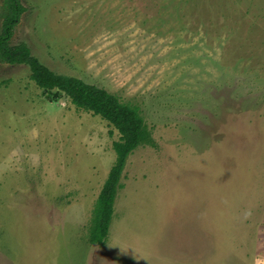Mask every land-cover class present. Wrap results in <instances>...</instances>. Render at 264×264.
Here are the masks:
<instances>
[{
    "label": "rangeland",
    "instance_id": "rangeland-1",
    "mask_svg": "<svg viewBox=\"0 0 264 264\" xmlns=\"http://www.w3.org/2000/svg\"><path fill=\"white\" fill-rule=\"evenodd\" d=\"M21 2L11 43L137 107L155 146L90 244L120 134L0 62V264H264V0Z\"/></svg>",
    "mask_w": 264,
    "mask_h": 264
},
{
    "label": "trees",
    "instance_id": "trees-1",
    "mask_svg": "<svg viewBox=\"0 0 264 264\" xmlns=\"http://www.w3.org/2000/svg\"><path fill=\"white\" fill-rule=\"evenodd\" d=\"M25 12L21 0H3L0 62L11 66H27L31 71V79L51 100L57 101L64 95L77 109L101 117L120 134L119 140L113 143L115 163L94 205L89 226V243L103 246L109 235L118 192L123 188L121 178L127 160L139 147L155 146L154 139L137 107L123 103L104 88L53 72L32 55L27 44L13 45L11 40L15 28Z\"/></svg>",
    "mask_w": 264,
    "mask_h": 264
}]
</instances>
